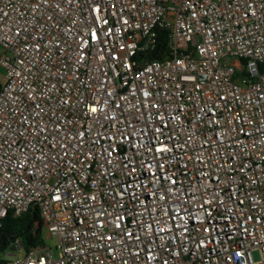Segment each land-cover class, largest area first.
Instances as JSON below:
<instances>
[{
    "label": "built area",
    "instance_id": "built-area-1",
    "mask_svg": "<svg viewBox=\"0 0 264 264\" xmlns=\"http://www.w3.org/2000/svg\"><path fill=\"white\" fill-rule=\"evenodd\" d=\"M40 2L41 0H0V68L4 71L0 101L5 98L9 100L8 104L0 103V144L5 141L13 142L10 148L5 144L0 155H4L5 160L11 156L13 163L23 159L21 149L27 150L30 159L33 155L42 154L34 151L33 146L41 147L36 140L32 139L31 143H27L31 139V130H25L27 125L20 127L21 116L14 112L17 107L24 109V104L19 101L11 103V98L18 94L23 98L21 88L33 85L34 80L43 84L41 72L46 73L51 82L57 83L59 91L53 89L56 98L49 100L45 97V104L55 106L59 98L69 100L70 104L75 105V109L71 111L61 105L60 111L56 113L57 117L63 114L66 118L61 125L64 132L58 135H64L65 143H68L71 139L68 133L74 136L78 128L84 132L86 138L91 134L95 140L94 133L89 130L92 122L86 113L89 100L96 99L95 92L100 90L98 80L106 79L100 75L93 58L95 45L89 44L88 59L83 64L77 65L74 56L69 58L79 35L85 31L82 18L87 19L88 11L84 0H72L71 4L68 0H43V7L37 8ZM117 8L120 10L117 15L105 14L104 18L109 23L103 26L112 27L116 31V36L110 42L106 41L104 47L119 57L116 63H110L103 69L107 73L108 91L115 92V95L108 98L112 107L108 114L118 115L115 104L125 103L123 99L118 100V96H127L141 110L145 108V104L140 103L145 99L143 91H148L152 99L159 96L160 100L157 102H162L163 108L156 109L148 105L151 116H146L145 119L157 124V118L161 115L175 118L168 123L167 130L159 137L160 140H167L168 135H172L178 144L187 147V136L172 129L180 125L187 134L197 133V137L191 142L193 151L187 153L193 157L188 165L187 177L178 174V181L182 178L190 179L196 173L199 163L196 157L199 156L207 165L199 168V171L215 173L219 177L216 182L222 189L219 191L221 199L226 200L229 194L228 186L223 181L225 170L231 165L236 170H228L227 176L240 182L239 187L234 186L236 196L243 198L245 193H252L257 199L264 200V171H261L264 168V159H261L264 153L251 148L253 141L244 140L243 137H237L242 141L241 144L233 145L232 137L236 133L228 132L226 124L232 117L225 113L226 108L235 112L237 103H240L243 116L254 117L252 124H245L248 132H252L257 126L256 121L264 116V99H261L264 95V41L260 39L264 36V0H118ZM253 12L255 14L251 15ZM5 13L8 15L5 16ZM125 20L126 25L123 23ZM70 28L72 31L69 33ZM38 35L39 39L34 40ZM69 35L71 41L65 42ZM164 36L167 52L161 50L160 45ZM53 40L59 45V50L50 44ZM37 43L44 46V51L39 54L36 52ZM125 65H130V68H125ZM57 71L59 76L52 75ZM65 74L69 79H63ZM114 74L116 78L112 80ZM185 75L193 78L185 80ZM62 84L70 86L65 90L61 87ZM138 85H143L140 91H136ZM132 92L135 95H129ZM232 95L238 100L234 102L229 99L223 104L220 102V96ZM100 99L103 100L104 97ZM205 106L215 113L213 119L221 122L219 127L213 128L208 123L207 116L201 111ZM128 111L135 112L136 109L129 107ZM68 120L74 123L69 124ZM119 126L105 122L102 115L100 123L96 125L101 133ZM151 126L150 124L149 129ZM147 136L151 137L150 130L147 131ZM221 136L224 143L219 147L211 143ZM119 139L120 137H116L117 141ZM204 140H209V143L206 151L201 152L199 145ZM261 141H264V136H257V145ZM107 144V139H100L98 143L92 144L85 142L80 154L69 152L58 166L50 165L49 169L36 172L35 179L30 174L27 175V182L18 179L19 172L15 173L17 179L6 183L0 181V219L8 213L12 217H18L29 208L35 207L42 226L57 240V257H53L50 248L41 242L24 250L22 256L15 254L13 264H40V261L45 264H120L122 257L129 259V264H144L143 252L139 259H130L123 247L118 245L117 251L112 253L100 247L102 240L92 237L93 225L97 221L96 211L92 209L106 213L101 219L108 220L116 212L133 207L127 198L123 208L117 209L112 204V196L117 195L112 189L121 188L122 173L114 169L113 165L105 163L103 157L107 153L101 145L106 147ZM245 145L248 146L247 149L241 152ZM234 148L240 152L237 156L238 165L229 159V153ZM59 151V144L54 152L44 149L49 156ZM248 151H251V155L247 154ZM89 153L92 155L90 163L84 159V155ZM127 153L128 145L125 143L120 155L123 157ZM213 154L216 156L214 163L208 161V157ZM116 155L113 152V156ZM221 156L223 159L219 158ZM144 158V152H139L137 159ZM148 160L152 162L150 156ZM162 162L165 168L172 171L183 163L182 160L179 163L170 160ZM117 163L113 160V164ZM220 164L225 165L226 169H219ZM240 167L244 168L243 172H240ZM106 170H111L110 174ZM7 171L13 170L9 168ZM250 178L257 179L258 183H252ZM134 182L132 179L128 180V183ZM56 195L63 199L56 200ZM94 195L97 199L90 200ZM248 204L245 200L238 210L243 212ZM142 219L147 223L146 213ZM132 220V216L128 215L124 221L129 230L133 229ZM76 234H81L79 239H76ZM113 235L119 240L118 234ZM226 240L227 243L218 246V249L227 247L228 252L248 249L245 257L248 264H264V245L255 243L252 238L245 241L244 237L235 233L230 240ZM16 247L18 250L23 244H16ZM68 249L74 251L69 252ZM137 250V247L130 249L133 253ZM204 251L207 252L206 249ZM253 251L258 253L257 259L253 257ZM113 255L116 256V261H113ZM159 255L167 258L166 253L161 252ZM224 255L227 256V252ZM149 264H159V261L152 260ZM169 264H172L171 260ZM184 264H217V255L186 254Z\"/></svg>",
    "mask_w": 264,
    "mask_h": 264
},
{
    "label": "snow or ice",
    "instance_id": "snow-or-ice-1",
    "mask_svg": "<svg viewBox=\"0 0 264 264\" xmlns=\"http://www.w3.org/2000/svg\"><path fill=\"white\" fill-rule=\"evenodd\" d=\"M84 2L88 11L87 19L82 18L85 31L82 35H79V39L75 42V49L69 58L74 56L75 63L81 65L88 59L89 44L95 45L96 51L93 53V58L96 60L100 75L106 77L105 81L98 80L100 90L95 92L96 99L89 100L86 113L92 122L89 130L90 133H94L95 140L91 134L86 138L84 132L79 128L74 136L68 133V136H71L68 143H65L66 137L64 135H58V133L64 132L61 125L65 123L66 118L63 114L57 117L56 113L60 111L61 105L70 111L75 109V105L70 104L69 100L59 98H57L58 102L55 106L45 104V97L49 100L56 98L53 89H57V91L59 89L56 82H51L47 74L41 72L40 78L43 79V84L34 80L33 85L20 89L23 98L18 94L11 98V103L15 104L19 101L24 104V109L17 107L14 112H18L21 116L20 127L27 125L25 130H31L29 132L31 139L27 140V143H31L32 139L36 140L41 147L36 148L33 146L34 151L42 154L40 156L33 155L30 159L27 150L21 149L23 159L18 160L16 163L12 162L11 156H8V159L5 160L4 155H0V171H2L0 181L6 183L17 179L15 175L17 172L20 173L18 179L25 182H27V175L29 174L35 179L36 172H43V170L49 169L50 165L58 166L60 161L68 156L69 152L80 154L81 147L85 142L92 144L93 142L98 143L100 139H107V146L101 145L107 153L103 159L106 164L113 165L114 169L122 173L121 188L119 190L112 189L113 192L117 193L111 198L112 204L117 209L123 208L124 200L127 198L133 207L125 209L123 212H116L108 220L101 219L106 213H102L98 209H92L96 211L97 216V221L93 225L92 237L103 241L100 247L115 253L119 245L128 252L130 259H139L141 252H143L144 264H149V261L152 260H158L159 264H169L170 260L172 264H184L186 254L205 256L207 253L217 255V264H228V262L248 264L245 259L248 249L228 252L227 247H219L218 249V246L225 245L227 243L226 238L230 240L234 233L244 237L245 241L252 238L255 243L264 245V200L257 199L252 193H245L243 198L236 196L235 187H239L240 182L227 176L228 170L235 171L236 169L232 168L231 165H228L226 169L223 164L218 165V168L221 170L226 169L223 183L228 186L229 194L226 200L221 199L219 191L222 189L216 182L219 177L215 173L199 171V168L207 166L205 160L199 156L196 157L199 162L196 173L190 179L182 178L178 181L176 178L178 174L181 177H187L188 165L193 159L187 153L193 151L191 142L197 137V133L187 134L180 125L172 129L174 132L183 133L187 136L185 141L187 147L178 144L177 139L172 135H168L167 140H160L159 137L167 130L168 123L175 118H166L165 115H161L157 118L159 121L157 124H152L151 120L145 119L146 116H151V108H163L162 102H157L160 100L159 96L152 99L148 91H143L145 99L140 101V103L145 104L143 110L138 104H132L127 96H118L117 99H123L125 103L115 104L118 115L108 114L112 111L108 98L115 95V92L108 91L107 73L103 69L110 63H116L119 57L104 47L106 41L110 42L116 36V31L112 27L105 28L103 26L109 23L108 19L104 18L105 14L109 16L117 15L120 11L117 8L118 0L117 2H113V0H84ZM68 3L71 4L72 0H68ZM41 7H43V0L37 4V8ZM110 9L115 11H110ZM254 14V12L251 13V15ZM7 15L5 13V16ZM60 19H63V17H60ZM123 23L126 25L127 21L125 20ZM33 31H36L35 27H33ZM68 31L70 33L72 29L70 28ZM39 35H42V33ZM39 35L33 39L38 40ZM260 39L264 41V36H261ZM69 41H71L70 35L65 42ZM50 44L55 45L59 50V45L55 44L54 40L50 41ZM42 51H44V46L37 43V54ZM253 51H256V49H253ZM49 59H51V56H49ZM45 67H47L46 64ZM125 68H130V65H125ZM52 75L59 76L60 73L57 71ZM115 78L114 74L111 79L115 80ZM192 78L191 75H185V80ZM63 79H69L68 75L65 74ZM135 79H139V77H135ZM69 86L68 84L61 85L65 90ZM142 87L143 85H138L136 91H140ZM129 95H135V92L129 93ZM100 97H104V99L102 100ZM219 99L222 104L229 99L234 102L238 100L235 95L231 97L220 96ZM261 99H264V95L261 96ZM0 103L8 104L9 100L5 98ZM129 107L135 108L136 111L129 112ZM201 111L207 116L208 123L213 125V128L219 127L221 122L213 119L215 113L210 108L205 106L201 108ZM225 113L226 116L232 117L231 120L227 121L226 127L229 133H236V136L232 137L233 145L241 144L242 141L237 137H243L244 140L253 141L251 148L264 153V141H261L259 145L256 143L257 136H264V116L256 121V128L252 132H248L245 129V124H252L254 117L243 116L240 103H237L235 112L226 108ZM101 115L105 122L120 126L101 133L96 127L100 123ZM45 118L47 119L45 120ZM133 121L137 123L134 124ZM67 123L73 124L74 121L68 120ZM150 124L152 126L149 129ZM149 130L151 131L150 138L147 136ZM20 135L23 136V133ZM116 137H120V139L117 141ZM138 140L139 142H137ZM125 143L128 145V153L122 157L120 152L123 150ZM208 143L209 140L200 143L199 149L201 152L206 151ZM211 143L219 147L220 144L224 143V138L223 136L218 137L217 140L211 141ZM5 144L9 148L13 146L12 141H5L4 144H0V151L4 149ZM57 144L60 145V151L56 152L55 155L49 156L47 152H44L45 148L48 149V152H54ZM247 147L245 145L241 152ZM141 151L144 152L145 158L139 160L137 155ZM113 152H116L117 155L113 156ZM247 154L251 155V151H248ZM238 155H240V152H237L235 148L232 153H229V159L233 164H239ZM149 156L152 162H149ZM219 158L223 159V156ZM84 159L90 163L91 153L85 154ZM261 159H264V156ZM113 160L118 163L113 164ZM169 160L178 163L182 160L183 163L181 167L172 171L165 168V164L162 162ZM215 160V154L208 157L209 162L214 163ZM9 168L13 171L8 172ZM29 170H31V173ZM239 170L243 172L244 168L240 167ZM110 171L106 170L108 174H110ZM261 171H264V168ZM253 175L255 176V173ZM129 179L135 182L128 183ZM251 182L258 183V180L251 179ZM149 184L151 187H149ZM136 189L140 191H136ZM54 198L56 200L63 199L60 195H56ZM89 199L95 201L97 196H91ZM245 200L249 202L248 208L241 212L238 209ZM257 212L261 214H249ZM145 213L148 217L147 223L142 219ZM128 215L133 218L132 230H129L124 223ZM241 220H243V224H241ZM249 221H251V224H249ZM105 229L111 231H102ZM113 233L118 234L119 240L115 238ZM80 235L76 234V239H79ZM190 244L192 245L191 248L189 247ZM210 245L212 247H209ZM132 247H137L138 250L133 253L130 251ZM205 249L207 252L204 251ZM67 251L72 252L74 249H68ZM161 252L166 253L167 258L160 256L159 253ZM225 252H227V256L224 255ZM112 259L116 261V256L113 255ZM40 264H45V262L40 261ZM120 264H129V259L122 257Z\"/></svg>",
    "mask_w": 264,
    "mask_h": 264
},
{
    "label": "trees",
    "instance_id": "trees-1",
    "mask_svg": "<svg viewBox=\"0 0 264 264\" xmlns=\"http://www.w3.org/2000/svg\"><path fill=\"white\" fill-rule=\"evenodd\" d=\"M161 50L167 52L166 37H163L161 41ZM160 58L161 55H158ZM1 88V82H0ZM36 229L42 227V221L39 217L38 211L35 207H31L27 212L21 214L18 217H12L9 213L0 219V253L6 251L11 245V240L14 242L18 240L22 241L24 250H27L31 246H37L41 243L38 238L37 232L33 231L34 226ZM5 263V260L1 259L0 264Z\"/></svg>",
    "mask_w": 264,
    "mask_h": 264
},
{
    "label": "rangeland",
    "instance_id": "rangeland-1",
    "mask_svg": "<svg viewBox=\"0 0 264 264\" xmlns=\"http://www.w3.org/2000/svg\"><path fill=\"white\" fill-rule=\"evenodd\" d=\"M4 81V71L0 68V82L2 83ZM33 231L37 232L38 238L40 241L48 248H50L51 254L53 257H57V240L56 237L50 235V233L47 231L46 227L42 226L40 229H36V225L33 228ZM9 252V249L6 251L0 253V260L4 259L7 264H13L14 256L7 255ZM17 256H22L24 254V248L21 247L18 250L14 252ZM258 253L256 251H253V257L257 259Z\"/></svg>",
    "mask_w": 264,
    "mask_h": 264
},
{
    "label": "water",
    "instance_id": "water-1",
    "mask_svg": "<svg viewBox=\"0 0 264 264\" xmlns=\"http://www.w3.org/2000/svg\"><path fill=\"white\" fill-rule=\"evenodd\" d=\"M12 242V245L8 248L9 249V252H10V255L11 256H14L15 255V250L18 248L16 247V244H19V246L22 245V241L18 240L17 242H14V239L11 240Z\"/></svg>",
    "mask_w": 264,
    "mask_h": 264
},
{
    "label": "crops",
    "instance_id": "crops-1",
    "mask_svg": "<svg viewBox=\"0 0 264 264\" xmlns=\"http://www.w3.org/2000/svg\"><path fill=\"white\" fill-rule=\"evenodd\" d=\"M7 255H10V253H7ZM3 260H4V259H3ZM3 264H7L6 261H5V263H3Z\"/></svg>",
    "mask_w": 264,
    "mask_h": 264
}]
</instances>
